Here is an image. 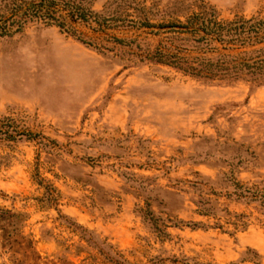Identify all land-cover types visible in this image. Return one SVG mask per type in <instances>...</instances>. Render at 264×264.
<instances>
[{
	"label": "rangeland",
	"instance_id": "374dc122",
	"mask_svg": "<svg viewBox=\"0 0 264 264\" xmlns=\"http://www.w3.org/2000/svg\"><path fill=\"white\" fill-rule=\"evenodd\" d=\"M203 9L264 19V0H0V264H264V69L152 58Z\"/></svg>",
	"mask_w": 264,
	"mask_h": 264
},
{
	"label": "trees",
	"instance_id": "16d2710c",
	"mask_svg": "<svg viewBox=\"0 0 264 264\" xmlns=\"http://www.w3.org/2000/svg\"><path fill=\"white\" fill-rule=\"evenodd\" d=\"M75 19L89 20L98 13L91 10L71 11ZM174 27L167 32L185 34L177 38L190 42V46L177 48L172 52L156 49L152 58L159 62L174 65L190 74L204 77L238 78L245 73H256L264 69V19L219 20L213 9H203L186 18L185 23L165 26ZM162 28V27H159ZM190 47V48H189ZM242 48L238 54L221 53L219 50ZM180 51L203 52L205 55L194 57L178 56ZM210 54L209 56H206Z\"/></svg>",
	"mask_w": 264,
	"mask_h": 264
},
{
	"label": "water",
	"instance_id": "95a60500",
	"mask_svg": "<svg viewBox=\"0 0 264 264\" xmlns=\"http://www.w3.org/2000/svg\"><path fill=\"white\" fill-rule=\"evenodd\" d=\"M171 28H174V27H166L165 29H171Z\"/></svg>",
	"mask_w": 264,
	"mask_h": 264
}]
</instances>
